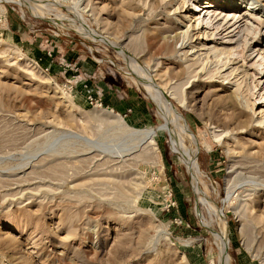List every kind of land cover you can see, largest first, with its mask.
<instances>
[{
    "label": "rangeland",
    "instance_id": "1",
    "mask_svg": "<svg viewBox=\"0 0 264 264\" xmlns=\"http://www.w3.org/2000/svg\"><path fill=\"white\" fill-rule=\"evenodd\" d=\"M19 1H0V264H264L262 5L199 36L244 47L235 87L175 52L194 4L225 0Z\"/></svg>",
    "mask_w": 264,
    "mask_h": 264
},
{
    "label": "bare ground",
    "instance_id": "2",
    "mask_svg": "<svg viewBox=\"0 0 264 264\" xmlns=\"http://www.w3.org/2000/svg\"><path fill=\"white\" fill-rule=\"evenodd\" d=\"M0 1H2V0H0ZM13 1L18 2L19 0H13ZM244 1H247L246 5L244 6L246 11H250V12L253 11L255 3L259 2L262 5V7L259 9V12L264 13V1H262V0H225L223 2L224 4L222 7L225 9H230V10H225V9L218 10V8H215V9L210 11L209 8H211L213 5L212 1H207L205 3V5L207 7H203V8L198 7V5L194 4V6H193L194 9L191 10L190 14H187L188 15L187 19L188 18L189 19L187 21L188 24L187 25L185 24L186 29L181 30L182 32L179 33L180 35L179 36L177 35L178 37H176L180 41V47L178 49H176L175 52L179 53V55L185 60L184 62L188 63V65L186 66V67H188V69H187L188 72H195L197 69L196 73L198 75H199V73H201L203 71V74L202 73L201 74L205 75L207 78H213V77L219 75V77H221L222 80H228V82H230V78L232 76L233 78H235V80H234L235 82L233 83V85H235V87L241 86V84L243 82H245V80L248 77V72L244 69V67L241 68V66L236 65V62H234L235 60H237L239 58V56H241L240 54L243 53L244 47L241 48L242 50H240V54H239V52H236V51L233 52L232 48H228V47L227 48L226 47L219 48L214 43L212 45L208 46L205 42L201 41L202 38L201 39L199 38L200 35H203L207 38H209L213 34L214 35L215 34L220 35V34L224 33L225 31H227L232 26L233 27L235 25L237 26V23L240 21L236 17L237 13L236 12H233L232 14H230V13H231V11H234L239 6H241L242 2H244ZM177 4L179 6L181 4L182 5L185 4V2H184V0L178 1ZM201 6H204V4H201ZM246 6H247V8H246ZM196 11L204 12V15L201 17L200 15L194 14ZM202 21L205 22V25L201 26V30L198 29L196 33H190V31L192 32V30L197 29L199 27V25L202 24ZM183 22H184V20H183ZM240 25H241V23H240ZM237 27H239V26H237ZM245 27H246L245 30L248 29L247 25ZM233 30L234 29L232 28V31ZM242 30H243V28H242ZM214 32H216V33H214ZM230 32H231V29H230ZM194 34L198 38L197 43H194L192 40ZM176 42H177V40H176ZM228 43H230V42H228ZM224 46H226V45H224ZM261 59H262V61L259 63V65L262 68V73H264V71H263L264 70V62H263L264 51L261 55ZM207 61H211L212 68L206 69L207 67H205L204 65H205V62H207ZM198 62H199V65H198ZM196 65H197V68H195ZM239 79H241V80H239ZM238 80L240 82H238ZM245 84H247V83H245ZM221 86H222V84H221ZM173 88H176V87H173ZM232 93H233V91H232ZM152 96L155 97L154 95H152ZM235 96L237 98L239 97L238 94H235ZM154 101L159 103L157 101V98H156V100L154 99ZM177 115L174 116V122H175L176 127L178 128L180 133H183V134L187 135L189 138H192L191 134L188 131L186 124H184L182 122V119L180 118V116H177ZM262 119L263 118H261L260 121H263ZM159 128L166 129L167 126L162 125ZM168 131H169V129H168ZM155 133H156L155 130H152V129L148 130L146 132V134H145L146 144L153 145V143H154L153 139H154ZM174 142H176V141L174 140ZM184 160H185V163L187 165V168L189 169V171H191L192 167H193V163H194L193 160L194 159L192 160V158L190 156L185 155ZM196 173H199V172L197 171ZM216 214H217V216H219V218L221 217L220 213H216ZM224 241L225 240L223 239V237L220 236V245L223 244L222 242H224ZM223 258H224L226 264H228L230 261L228 259L229 258L228 255H224ZM1 264H4L3 261H1Z\"/></svg>",
    "mask_w": 264,
    "mask_h": 264
}]
</instances>
